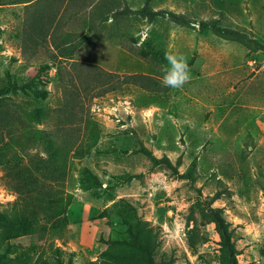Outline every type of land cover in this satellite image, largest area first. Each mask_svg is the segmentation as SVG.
<instances>
[{
    "label": "rangeland",
    "instance_id": "1",
    "mask_svg": "<svg viewBox=\"0 0 264 264\" xmlns=\"http://www.w3.org/2000/svg\"><path fill=\"white\" fill-rule=\"evenodd\" d=\"M24 1L0 0V92L8 73L25 86L0 97V213L17 220L0 264H264V147L243 125L255 105L264 121V53L141 17L220 18L264 44V0H120L119 26L114 0ZM167 53L182 88L161 83Z\"/></svg>",
    "mask_w": 264,
    "mask_h": 264
},
{
    "label": "trees",
    "instance_id": "2",
    "mask_svg": "<svg viewBox=\"0 0 264 264\" xmlns=\"http://www.w3.org/2000/svg\"><path fill=\"white\" fill-rule=\"evenodd\" d=\"M30 1H34V0H28V1H24V2H20V3H27ZM16 4V3H15ZM120 6H121V1L120 0H114L113 2V9L112 10V14L110 16V18L106 17L104 19V21H108L109 19H111L112 21H114V23L119 26L122 23L125 24H130V22H132V18L130 16H128V9H123L120 10ZM185 10H187L185 8ZM186 13V12H184ZM184 13H178V12H173L170 10H159L154 12L153 10H150L148 8H145L142 11L141 17L144 19H149V20H153L154 18H162L165 19L167 21H169L170 23L177 25L181 28H185V29H192V30H196L197 27H199V30L201 32V34H208L211 33L213 34L215 37L228 41V42H232V43H236L239 44L247 49H251L254 51H261L264 53V44L260 43L259 41L249 37L247 34L239 31V30H235L232 28H229L223 24H221V20L216 19L213 21H205V20H201L200 22H196L195 19L190 18V16H188L187 14ZM221 13H224L223 10H221ZM7 86L6 88L0 92V97L4 92L7 93H16L19 90H22L25 88V86H21L19 87L17 84V77L15 75H11V74H7ZM3 102V99L0 98V103ZM34 115H37V113H33ZM186 179L188 180H192V174L188 173L186 176ZM5 222H10L12 224L17 223V220H12L10 219V216L5 215L3 213H0V229L4 228V223ZM216 224L217 227L221 233L222 239H223V244L225 245L226 248H229L230 246V242H229V235L227 232V227L224 224L223 220L221 219V217H217L216 218ZM4 238V234L0 233V243L2 244ZM13 238L7 239L5 241H9L12 240ZM134 247H140L143 246V240L140 237H135L134 239V243H133ZM4 256L0 257V259H3ZM9 260H13L14 259H9Z\"/></svg>",
    "mask_w": 264,
    "mask_h": 264
},
{
    "label": "clouds",
    "instance_id": "3",
    "mask_svg": "<svg viewBox=\"0 0 264 264\" xmlns=\"http://www.w3.org/2000/svg\"><path fill=\"white\" fill-rule=\"evenodd\" d=\"M167 62L162 70L161 83L165 88H182L190 79V71L186 58L182 54L167 53Z\"/></svg>",
    "mask_w": 264,
    "mask_h": 264
},
{
    "label": "crops",
    "instance_id": "4",
    "mask_svg": "<svg viewBox=\"0 0 264 264\" xmlns=\"http://www.w3.org/2000/svg\"><path fill=\"white\" fill-rule=\"evenodd\" d=\"M245 93H242L241 96H243ZM256 93L253 94L251 97L254 99L256 98ZM259 107L257 105L252 107V111L249 114L248 119L250 120L249 122H246L243 124L245 128L249 131L255 132V138L258 140L261 137V140H259V146L264 147V121L263 119L259 118L258 116L256 117V114L258 113Z\"/></svg>",
    "mask_w": 264,
    "mask_h": 264
}]
</instances>
